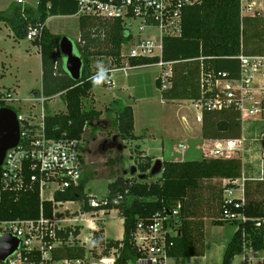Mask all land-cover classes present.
I'll return each instance as SVG.
<instances>
[{"label": "trees", "instance_id": "trees-1", "mask_svg": "<svg viewBox=\"0 0 264 264\" xmlns=\"http://www.w3.org/2000/svg\"><path fill=\"white\" fill-rule=\"evenodd\" d=\"M78 12L77 0H38L36 8L17 4L9 11L0 12V23H5L17 40L27 39L31 28L44 26L50 17L74 16ZM81 37L74 42L77 52L84 61L80 80H73L67 73L64 58L59 50L60 36L53 35L44 28L42 36L31 41L41 50L43 79L42 93L50 102L60 96L66 105V112L46 115L45 127L49 138L83 139L85 128L99 120L101 113L86 111L84 100L91 97L95 86L106 85L114 64L121 63V47L127 42L128 34L119 21H105L96 18L80 17ZM163 61L173 63L172 86L162 92L166 102L196 101L201 98V75L205 73H226L229 78L240 76L242 54L247 56L264 55V17H242L239 0H201L199 4L189 6L182 12V35L180 38L164 39ZM106 57L111 60L110 67L93 72L91 66L95 59ZM158 59L132 60V65L149 68ZM56 63L59 64L56 69ZM160 89V83L157 80ZM116 110V127L122 140H137L134 135L135 119L131 106L119 101ZM9 107L0 99V108ZM12 108V107H9ZM14 110V108H12ZM264 123V122H263ZM251 130V129H250ZM252 135L255 130L250 131ZM262 133V132H261ZM242 136L241 114L235 108L215 112H203L202 137L205 141L240 139ZM140 153V152H138ZM140 155V154H139ZM139 163L141 175H148L144 181L138 175L128 179L118 178L109 185V198L123 195L124 201L109 205L106 209L119 211L124 219V239L107 243L103 256L117 249L119 258L115 264H130L138 258L131 243V236L138 223L152 220L156 213L182 204V235L174 242L170 256L177 264H185L191 257L205 253L204 218L214 219L215 225L229 223L216 221L221 211L220 201L212 213L211 202L222 195L206 183L214 180H238L243 176V164L239 157L229 159L203 158L201 161L163 162V173L154 182H149V173L153 167L151 158H143ZM120 160H113L116 165ZM254 181V180H253ZM87 181H81L78 187H72L56 194L61 202L83 201L84 211L93 209L86 203L90 196L85 191ZM246 183V204L241 212L250 220L240 225L226 246L222 264H234L237 256L244 255L248 249L264 252V200L255 196L264 189V181ZM208 185V184H207ZM255 186V187H254ZM0 221L38 220L41 217V200L38 190L14 193L6 191L2 183L0 168ZM217 194V195H216ZM209 199H213L209 201ZM52 203L43 204V215L52 216ZM261 224V226H258ZM71 229L59 236L68 240ZM102 231L99 233L101 234ZM80 235V228L74 232V238ZM97 245H104L103 238L97 236ZM121 245H123L121 247ZM85 255L79 245H64L55 253L57 259H77ZM245 264H248L247 262Z\"/></svg>", "mask_w": 264, "mask_h": 264}, {"label": "built area", "instance_id": "built-area-1", "mask_svg": "<svg viewBox=\"0 0 264 264\" xmlns=\"http://www.w3.org/2000/svg\"><path fill=\"white\" fill-rule=\"evenodd\" d=\"M79 17L96 18L105 21H119L128 34L127 42L121 47V63L114 64L108 71L110 77L105 86L113 87L112 77L115 73H129L143 66L132 65V60L158 59L154 65L161 70L158 81L160 90L164 92L172 86L173 63L163 61L164 39L180 38L182 35V12L189 6L199 4L201 0H77ZM242 17H264V0H239ZM18 4L25 11L24 2ZM44 26L31 28L27 39L33 41L42 36ZM152 30H157L160 37H153ZM240 60V76L229 78L226 73H205L201 75L202 95L199 100L191 101L199 112L197 122L203 123V112L223 111L235 108L241 114L242 136L240 139L208 141L203 150L205 158L239 157L243 164V176L238 180H222L221 211L219 221L226 222L240 229V225L250 219L242 209L246 204L245 167L247 139V122H264V55L247 56L242 54ZM59 64L56 63V69ZM8 103L15 102L11 94L0 97ZM17 102V101H16ZM27 102L42 105V114L18 115L21 138L19 144L6 153L2 169V183L6 191L14 193L38 190L41 200V217L38 220L0 221V237L11 235L19 240L18 250L0 264H115L119 258L117 249L109 251V256H103L107 249L97 245L96 238L100 229L94 226L96 216L109 214V205L117 206L124 201L119 195L113 199L109 196L103 200L89 198L86 203L93 210L84 211L85 202H61L56 200L57 193H63L72 187H78L84 174L83 139L49 138L45 127V106L48 99L43 93ZM86 129V128H85ZM260 143L263 152L260 155L264 162V132L253 138ZM188 147L180 145L179 149ZM257 181H264V177ZM1 199V192H0ZM52 203V216L43 215V204ZM68 204H78L80 216L72 214ZM182 204L158 212L148 222H140L131 236L138 258L130 264H169L174 259L170 252L175 240L182 235ZM100 221V220H97ZM83 223H88L89 237L83 240L82 235L74 238V232ZM261 226V224H258ZM71 229L68 240L59 236ZM81 240L80 247L85 255L81 258L57 259L55 253L64 245ZM103 246L102 252H97ZM123 245H121L122 247ZM96 251L97 253H94ZM245 263L264 264V252L248 249L244 253Z\"/></svg>", "mask_w": 264, "mask_h": 264}, {"label": "rangeland", "instance_id": "rangeland-1", "mask_svg": "<svg viewBox=\"0 0 264 264\" xmlns=\"http://www.w3.org/2000/svg\"><path fill=\"white\" fill-rule=\"evenodd\" d=\"M18 0H0V11H9L12 6L17 5ZM24 7L36 8L38 0H21ZM264 4V2H263ZM50 26L55 31H60L61 38L68 37L73 42H77L79 36L78 19L75 17H57L52 19ZM50 29L53 31V29ZM12 32H0V97H6L11 94L15 102L8 103L9 107L20 115H29L31 112L40 116L42 105L27 102L34 97L35 92H42V79L40 58L37 49L28 40L17 43ZM153 37L159 38V32L152 30ZM30 51V52H29ZM111 60L102 57L97 58L92 63V70L96 72L110 67ZM160 68L152 66L150 68L138 69L129 73H115L112 80L115 83L123 84L124 90L99 84L94 87L93 96L97 101L94 107L90 98L84 100L86 111L99 110L101 112L100 121L94 122L88 126L84 133L85 157L83 178L87 181L85 191L88 196L95 197L97 200H103L109 196V185L118 178L128 179L131 177L132 167L139 168V163L145 160L140 157V153L135 149L140 145V149L145 148L149 151V156L165 159L167 162H186L201 161L204 146L202 142L201 123L197 122L198 111L194 108L191 101H184L180 104H169L162 97V92L157 86V80L160 77ZM16 89L14 93L13 89ZM127 88V89H126ZM119 100L121 104L131 106L135 115V132L139 139L133 141V146L121 139L118 128L116 127L117 106L114 101ZM17 101V102H16ZM112 108L111 110H106ZM66 111V105L60 96L54 97L45 106L46 115L60 114ZM257 128L252 138L264 132L263 122H247L246 127L252 125ZM119 136V144L129 147L123 153L116 150L104 152L100 145L104 141H112L113 136ZM246 147L248 146V137ZM96 140V141H94ZM180 145L187 146L186 150L179 149ZM135 149V150H134ZM164 149V153L162 150ZM205 158V157H204ZM115 159H120V163L113 165ZM162 161V160H161ZM154 164V162H153ZM246 177L250 178L254 185L263 182L257 181L264 177V163L257 167L246 165ZM126 172L128 174H126ZM140 174L138 169L137 175ZM161 175L149 178V182H154ZM254 180V181H253ZM208 184V185H207ZM205 186H211L219 193L222 189V180L220 182H209ZM254 186V187H255ZM217 195V194H216ZM258 200H264V189L255 196ZM213 199H209L212 201ZM214 201V200H213ZM218 201L211 202L212 213L217 210ZM78 204H68L64 206L70 212L80 216ZM215 208V209H213ZM215 210V211H216ZM219 216V211L216 217ZM95 224L103 230L102 234L107 241H121L124 239V219L119 211L113 209L105 216H96ZM100 220V221H97ZM234 226V225H233ZM231 225H215L210 218L205 219V254L203 256L191 257L185 264H220L222 260V247L230 243L237 227ZM80 228V236L85 240L90 235L88 223H83ZM72 245H81V240H76ZM103 246H99L97 252H102ZM94 251V253H97ZM169 264H177L172 259ZM234 264H242V258L235 259Z\"/></svg>", "mask_w": 264, "mask_h": 264}, {"label": "water", "instance_id": "water-1", "mask_svg": "<svg viewBox=\"0 0 264 264\" xmlns=\"http://www.w3.org/2000/svg\"><path fill=\"white\" fill-rule=\"evenodd\" d=\"M59 50L64 58V65L69 76L78 81L81 79L84 69V61L77 52L75 43L68 37L61 38ZM21 138L20 122L17 112L12 108H0V168L3 165L8 150L15 148ZM118 136H115L111 143L105 142L102 150L106 147H116L118 151L123 152L125 147L118 143ZM138 169L132 167L130 170L131 177L136 176ZM163 173V162L157 160L149 173L150 177H157ZM126 174H128L126 172ZM148 175H138L139 180H146ZM19 248V240L11 235L0 237V261L4 262L8 257L13 255Z\"/></svg>", "mask_w": 264, "mask_h": 264}, {"label": "crops", "instance_id": "crops-1", "mask_svg": "<svg viewBox=\"0 0 264 264\" xmlns=\"http://www.w3.org/2000/svg\"><path fill=\"white\" fill-rule=\"evenodd\" d=\"M19 1V0H18ZM18 1H17V4H18ZM10 10V9H9ZM0 12H5V11H0ZM57 17H59V16H54V17H50L47 21H46V23H45V29L47 30V31H49L50 33H52L53 35H56V36H61V34H65V33H59L60 31H55L51 26H50V23L53 21L52 19H54V18H57ZM61 17H64V18H67V17H75V18H77L78 19V24H79V31H80V17L78 16V15H74V16H61ZM50 27L53 29V31L50 29ZM10 31V32H12V30L8 27V26H6L5 25V23H0V32H3V31ZM11 36H13V38H14V40L17 42V43H21V42H24V41H26V40H28V39H24V40H17L16 39V37H15V35H14V33L12 32V34H10V38H11ZM80 37H81V31H80V33H79V36H78V38H77V42H79L80 41ZM29 41V40H28ZM31 42V41H30ZM32 43V42H31ZM32 45L37 49V54L39 55V58H40V60H41V62H40V67H41V79H43V67H42V57H41V50H40V48L38 47V46H35L33 43H32ZM2 50V46H1V43H0V51ZM30 52V51H29ZM150 68V67H149ZM142 69H144V68H142ZM138 70V69H137ZM113 83H114V81H113ZM114 88H117L118 90H124V87H123V84H120V82H119V84L117 83V85L115 86V83H114V85H113V89ZM127 89V88H126ZM94 90V89H93ZM13 91H14V93H16L17 91H16V89L14 88L13 89ZM42 92H35L33 95H34V97L35 96H37V95H39V94H41ZM57 97V96H56ZM90 100L93 102V104H94V107H95V104H96V100H95V98H94V96H93V91H92V94H91V97H90ZM116 101H119V100H115L114 102H116ZM120 102V101H119ZM182 102H184V101H176V102H168L169 104H180V103H182ZM47 104H48V102H47ZM46 104V105H47ZM123 105V104H122ZM124 106H127V105H124ZM96 110V109H95ZM106 110H111V111H113V109L112 108H107ZM97 112H100L99 110H96ZM66 112V111H65ZM65 112H63V113H65ZM101 113V112H100ZM113 114L116 116V113H114V111H113ZM134 119H135V115H134ZM97 121H100V118H99V120H97ZM96 122V121H95ZM253 122H255V121H253ZM255 123H257V122H255ZM92 125V124H91ZM202 125V124H201ZM90 126V125H89ZM87 128L88 127H86V129H85V131L87 130ZM255 128H257V126L256 127H254L253 126V124L252 125H250V126H248V128H247V131H246V133H245V135L248 137V139H250L249 141H248V146L246 147V152H245V154H244V158H245V160H246V165L248 164L249 166H254V167H257V165L259 164V165H263V161H261V159H260V155L262 154V152H263V147H262V145L260 144V143H257V142H253V138L252 137H250L251 136V130H253V129H255ZM251 129V130H250ZM256 131V130H255ZM134 132H135V129H134ZM254 133V132H253ZM201 134H202V127H201ZM135 135V134H134ZM115 136H117V135H115ZM115 136H113V138L115 137ZM136 136V135H135ZM137 137V136H136ZM118 138H119V136H118ZM138 139H139V137H137ZM83 140H84V136H83ZM113 140V139H112ZM105 142H109V143H111L110 141H104L103 142V144L105 143ZM118 143H119V139H118ZM129 143V145L131 146H133V141H130V142H128ZM202 144H203V146H204V148H206L207 147V143H208V141H205L204 139H203V137H202V142H201ZM103 144H101L100 145V149H102V145ZM122 145V144H121ZM125 147V150H127L129 147H127V146H124ZM140 145H136V147H135V149H137L136 151H138V152H140V157L141 158H151L152 160H153V162L155 163L157 160H158V157H155V156H149L148 154H149V151H148V149L147 148H145L144 150H141L140 149ZM134 149V150H135ZM114 151V150H116L118 153H123V152H121V151H118V149L116 148V147H113V148H111V147H109V146H107L106 147V150H102V151H104V152H107V151ZM162 153H164V149L162 150ZM202 155H203V153H202ZM84 157H85V150H84ZM203 158H204V155H203ZM120 160V159H119ZM161 160H162V162H167L165 159H163V158H161ZM85 161V160H84ZM174 162H176V161H174ZM246 168V167H245ZM245 173H246V170L244 171ZM246 175H247V173H246ZM221 180H214L213 182H220ZM205 219L206 218H204L203 220H204V222H205ZM210 219H212V218H210ZM213 220V222H214V219H212ZM215 220L216 221H219V216H217L216 218H215ZM220 222V221H219ZM228 225H231V224H228ZM94 226L96 227V229H100L96 224H94ZM231 226H233V225H231ZM234 227V226H233ZM237 231V230H236ZM101 232V231H100ZM99 232V233H100ZM102 232H103V230H102ZM97 234V236H99V237H101V238H103V239H105L104 238V236H103V234L101 233V234ZM204 233H205V229H204ZM204 238H205V234H204ZM106 240V239H105ZM206 250V249H205ZM222 250H223V253H222V260H221V262H220V264H222L223 263V258H224V254H225V251H226V247H225V245L222 247ZM205 254V253H204ZM238 257H240V258H242V264H245V260H244V256L242 255V256H237L236 258H238ZM235 258V259H236Z\"/></svg>", "mask_w": 264, "mask_h": 264}, {"label": "flooded vegetation", "instance_id": "flooded-vegetation-1", "mask_svg": "<svg viewBox=\"0 0 264 264\" xmlns=\"http://www.w3.org/2000/svg\"><path fill=\"white\" fill-rule=\"evenodd\" d=\"M94 141H96V140H94Z\"/></svg>", "mask_w": 264, "mask_h": 264}]
</instances>
